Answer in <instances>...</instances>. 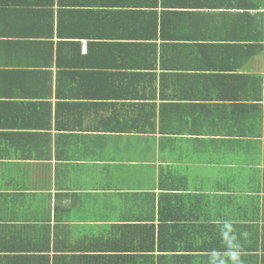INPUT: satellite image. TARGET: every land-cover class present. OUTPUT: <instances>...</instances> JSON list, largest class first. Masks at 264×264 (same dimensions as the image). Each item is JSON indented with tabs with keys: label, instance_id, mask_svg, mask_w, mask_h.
<instances>
[{
	"label": "crops",
	"instance_id": "0c3cea01",
	"mask_svg": "<svg viewBox=\"0 0 264 264\" xmlns=\"http://www.w3.org/2000/svg\"><path fill=\"white\" fill-rule=\"evenodd\" d=\"M0 264H264V0H0Z\"/></svg>",
	"mask_w": 264,
	"mask_h": 264
},
{
	"label": "trees",
	"instance_id": "16d2710c",
	"mask_svg": "<svg viewBox=\"0 0 264 264\" xmlns=\"http://www.w3.org/2000/svg\"><path fill=\"white\" fill-rule=\"evenodd\" d=\"M155 241V240H154ZM153 245V243H151Z\"/></svg>",
	"mask_w": 264,
	"mask_h": 264
}]
</instances>
